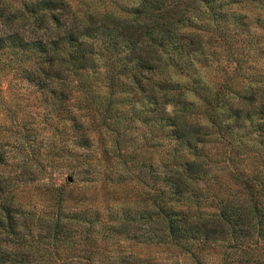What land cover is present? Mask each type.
Here are the masks:
<instances>
[{
    "label": "trees",
    "instance_id": "trees-1",
    "mask_svg": "<svg viewBox=\"0 0 264 264\" xmlns=\"http://www.w3.org/2000/svg\"><path fill=\"white\" fill-rule=\"evenodd\" d=\"M100 1L80 16L63 0L0 7V51L68 122L74 155L46 207L17 187L58 149L0 170V264H264V81L235 88L207 63L209 32L248 31L264 0ZM68 176L96 199L64 205Z\"/></svg>",
    "mask_w": 264,
    "mask_h": 264
},
{
    "label": "rangeland",
    "instance_id": "rangeland-1",
    "mask_svg": "<svg viewBox=\"0 0 264 264\" xmlns=\"http://www.w3.org/2000/svg\"><path fill=\"white\" fill-rule=\"evenodd\" d=\"M63 1L69 4L70 9L79 16L86 9L101 6L100 0ZM118 1L127 3V0ZM18 2L19 0H0V7H12ZM114 8L118 11L116 6ZM236 9L242 11L244 8L240 6ZM258 15L259 20L249 21L248 31L242 30L232 36L231 33L225 31L226 37H222L215 30L209 32L208 69L212 75L217 77L218 74L223 75V73L233 75L234 81H237L235 88L239 85L252 83L249 80L252 78L261 77V81H264V3ZM13 56L8 51H0V140L7 141L6 146L10 150L9 159L11 160L9 164H2L0 170H3L4 173L11 172L14 163L26 150L40 151L42 154L50 149H58L59 157L51 165H46L39 178L27 181L24 185L20 184L17 187V194L20 199L37 200L42 207H46L52 203V194L47 188L48 180L57 177L56 181L63 182L67 173L63 165L67 163L68 160L66 159L74 157L71 147L70 150L68 149L71 145L67 138L69 131H67L66 125L68 122L59 117H50L48 113H45L46 107L39 100L38 91L21 77L20 60ZM99 127L100 131H104L103 126L99 125ZM131 132L134 133L136 130ZM140 136L138 133L134 138L140 139ZM26 143L29 146H24ZM52 144L55 146L50 147ZM101 144L95 139L91 141L90 148L93 146L92 149L94 150L88 153L86 161L92 162L94 160L91 156H95ZM81 158L78 156L77 159ZM67 181L72 187L71 191L69 189L68 192L65 189L63 192L64 205H75L77 202L84 201L83 197L90 201L96 199V191L84 188L88 183L71 180L70 176L67 177ZM117 190L118 194L123 193L122 186ZM132 247L139 252H153L155 250V248L144 244H133ZM142 264L145 262L142 261Z\"/></svg>",
    "mask_w": 264,
    "mask_h": 264
}]
</instances>
